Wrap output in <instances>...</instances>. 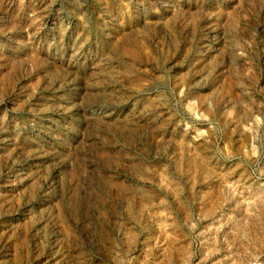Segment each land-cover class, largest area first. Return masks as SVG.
I'll return each mask as SVG.
<instances>
[{
  "label": "rangeland",
  "instance_id": "rangeland-1",
  "mask_svg": "<svg viewBox=\"0 0 264 264\" xmlns=\"http://www.w3.org/2000/svg\"><path fill=\"white\" fill-rule=\"evenodd\" d=\"M264 262V0H0V264Z\"/></svg>",
  "mask_w": 264,
  "mask_h": 264
},
{
  "label": "crops",
  "instance_id": "crops-1",
  "mask_svg": "<svg viewBox=\"0 0 264 264\" xmlns=\"http://www.w3.org/2000/svg\"><path fill=\"white\" fill-rule=\"evenodd\" d=\"M213 264H232V262H213Z\"/></svg>",
  "mask_w": 264,
  "mask_h": 264
},
{
  "label": "built area",
  "instance_id": "built-area-1",
  "mask_svg": "<svg viewBox=\"0 0 264 264\" xmlns=\"http://www.w3.org/2000/svg\"><path fill=\"white\" fill-rule=\"evenodd\" d=\"M249 264H264V262L254 261V262H250Z\"/></svg>",
  "mask_w": 264,
  "mask_h": 264
}]
</instances>
